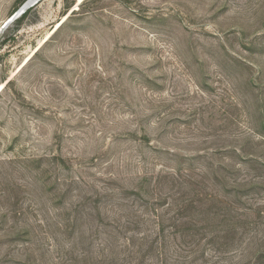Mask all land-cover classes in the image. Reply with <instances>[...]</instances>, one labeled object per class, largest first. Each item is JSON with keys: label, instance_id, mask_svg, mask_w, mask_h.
Wrapping results in <instances>:
<instances>
[{"label": "rangeland", "instance_id": "rangeland-1", "mask_svg": "<svg viewBox=\"0 0 264 264\" xmlns=\"http://www.w3.org/2000/svg\"><path fill=\"white\" fill-rule=\"evenodd\" d=\"M28 1L0 0V264H264V0L5 24Z\"/></svg>", "mask_w": 264, "mask_h": 264}, {"label": "water", "instance_id": "water-1", "mask_svg": "<svg viewBox=\"0 0 264 264\" xmlns=\"http://www.w3.org/2000/svg\"><path fill=\"white\" fill-rule=\"evenodd\" d=\"M39 0H30V2L28 4H23L22 7L13 15L11 16L5 24L10 23L13 19H15L16 17H18L20 14H22L25 10H27L29 7H31L32 5L36 4ZM74 10V9H72Z\"/></svg>", "mask_w": 264, "mask_h": 264}, {"label": "trees", "instance_id": "trees-1", "mask_svg": "<svg viewBox=\"0 0 264 264\" xmlns=\"http://www.w3.org/2000/svg\"><path fill=\"white\" fill-rule=\"evenodd\" d=\"M82 1H83V0H82ZM28 10H29V9L25 10V11L21 14L20 17H21L22 19L26 16ZM62 23H63V22H62ZM62 23H61V24H62ZM61 24H60V25H61ZM60 25H59V26H60ZM261 255H263V254H261ZM262 257H264V256H262ZM107 264H113V263H112V260L109 261Z\"/></svg>", "mask_w": 264, "mask_h": 264}, {"label": "bare ground", "instance_id": "bare-ground-1", "mask_svg": "<svg viewBox=\"0 0 264 264\" xmlns=\"http://www.w3.org/2000/svg\"><path fill=\"white\" fill-rule=\"evenodd\" d=\"M81 1H82V0H78V1H77V3H76V5H75L74 9L77 8V5H78ZM29 2H30V0H29L26 4H28ZM19 16H20V15H19ZM66 17H67V16H66ZM66 17H65V18H66ZM65 18H64V19L58 24V26H57L56 28L59 27V25L65 20ZM1 88H2V87H0V89H1Z\"/></svg>", "mask_w": 264, "mask_h": 264}]
</instances>
